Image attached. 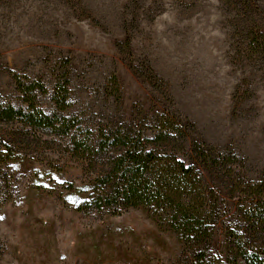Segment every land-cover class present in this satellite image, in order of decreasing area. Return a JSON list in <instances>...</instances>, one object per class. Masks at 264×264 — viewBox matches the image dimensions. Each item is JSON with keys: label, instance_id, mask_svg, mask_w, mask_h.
<instances>
[{"label": "rangeland", "instance_id": "374dc122", "mask_svg": "<svg viewBox=\"0 0 264 264\" xmlns=\"http://www.w3.org/2000/svg\"><path fill=\"white\" fill-rule=\"evenodd\" d=\"M251 30L264 33V0H0V108L27 106L14 76L49 91L68 59L67 112L82 124L150 135L167 117L185 128L178 143L234 156L252 180L264 169V59L238 57ZM68 138L0 117V264H192L152 210L90 203L109 160L82 161ZM222 192L216 253L232 224Z\"/></svg>", "mask_w": 264, "mask_h": 264}, {"label": "trees", "instance_id": "16d2710c", "mask_svg": "<svg viewBox=\"0 0 264 264\" xmlns=\"http://www.w3.org/2000/svg\"><path fill=\"white\" fill-rule=\"evenodd\" d=\"M242 41L238 57L264 59V33L246 31ZM68 63L65 59L54 64L49 91L40 80L24 82L14 76L15 88L24 94L27 106L0 108V117L6 121L19 119L32 130L69 137L71 152L91 165L107 157L106 174L92 186L96 196L90 203L152 210L160 226L182 237L192 264H237V260L264 264V169L252 180L242 179L235 171L234 156H222L196 141L178 143L177 138H185L183 124L163 116L161 127L150 135L114 130L104 124H82L67 112ZM108 83L118 91L115 76ZM39 93L49 94L50 110L38 105ZM183 151L192 153L191 163L180 159L179 152ZM211 185L215 189L209 196ZM223 189L231 199L223 208L230 204L232 224L225 227L222 252L216 253L212 248L214 228L222 206L212 203L211 197L213 193L216 199L224 195Z\"/></svg>", "mask_w": 264, "mask_h": 264}]
</instances>
